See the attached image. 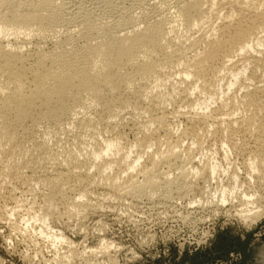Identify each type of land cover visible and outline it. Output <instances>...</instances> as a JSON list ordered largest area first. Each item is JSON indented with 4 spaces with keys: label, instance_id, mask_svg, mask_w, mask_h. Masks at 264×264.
Returning a JSON list of instances; mask_svg holds the SVG:
<instances>
[{
    "label": "bare ground",
    "instance_id": "bare-ground-1",
    "mask_svg": "<svg viewBox=\"0 0 264 264\" xmlns=\"http://www.w3.org/2000/svg\"><path fill=\"white\" fill-rule=\"evenodd\" d=\"M133 1L137 6L147 5L157 15L151 17L149 12H143L131 21L123 17L124 22L120 20V25L124 23L131 28L119 33L118 25H114L115 29L106 26L107 22L101 23L96 11L101 2L102 6L109 3L112 6L114 0H0V184L12 177L29 185L42 183L46 187L43 216H40L43 219L59 214L57 201L68 202L65 187H69L70 182L82 184L84 179L89 178L88 182L92 184L116 187L119 186L121 173L131 178V171L141 165L143 169L138 170L149 190H158L156 186L162 183L168 188L174 185L176 180L167 177L157 182L158 174L154 169L163 159L159 160L161 157L173 161L179 159L180 138L168 124L169 115L164 105L146 102L160 96L157 88L170 79L165 72V67L169 66L176 67L181 83H186L184 87H177L179 91L171 92L170 101L176 102L179 98L177 100L182 101L189 111L196 106L208 110V101L220 90L225 92L222 87L225 79L226 91L237 86L241 93L229 97L228 103L222 102L225 108L231 104L234 111L241 109L243 112L239 119L230 118L224 122L228 138L225 136L223 139V157L229 159V155L242 148L233 137L237 132L249 133L254 138L255 148L253 153L250 150L252 154L249 153L246 161L248 180L254 182V177L264 174L260 172L264 171V168L260 169L261 164L264 165V0H173L175 15L170 20L163 15L167 9L163 0ZM128 8L130 10V6ZM212 14L216 16L214 22L209 19ZM173 22H178L182 31L188 33L194 30L201 34L192 38L184 32L183 39L175 34L173 37L176 38H173L170 34L177 27ZM61 29L67 33L65 36L57 34ZM64 31L62 34H65ZM47 43L51 44L50 48L43 47ZM29 44L31 48L27 46ZM200 94L204 97L201 98ZM207 110L196 112V119H193L195 125L205 124L211 114ZM178 111L182 114L181 110ZM119 122L137 126L135 131L139 137H135L131 145L138 151L134 160H129L133 151L123 141L126 137L123 138L122 131L123 135L118 137L102 135L112 128L115 130ZM188 126L181 131L182 134L195 139L198 132L195 133L194 124H191L193 127ZM68 127L90 131L91 140L85 141L83 137L82 140V135L75 134L78 136L73 141V149H65L57 155L58 152H53L54 149L51 150L52 147L43 141V136ZM160 131L167 136L164 151L168 156L163 150L165 156L150 154L151 166L147 168L139 159L158 142ZM80 155L83 158H79ZM188 158L184 156L183 159L187 161ZM39 160H49L54 172L37 175L33 169L41 162ZM188 161L190 163L191 159ZM218 164L212 157L203 163L202 170L213 176L219 170ZM179 166L185 170L183 164ZM92 168L95 171L91 176ZM21 169H28L29 173L22 176L19 173ZM184 170L180 174L185 175ZM108 171L114 175L111 176ZM231 174V184L216 190L218 201H215L228 206V209L224 208L226 211L232 209L244 223H254L264 214L261 204L264 197L249 181L246 185L251 186L250 189H244L237 172ZM135 190L142 195L147 191L146 187ZM86 192L85 189L78 191L79 198L86 196ZM196 200L201 198L193 202ZM75 202L72 199L66 205L76 207ZM77 211L79 209L75 208L74 212ZM35 217L36 214H33L31 219ZM48 233L47 227L38 230L41 236H48ZM57 236L51 238L54 249L62 238V235ZM110 246L105 244L99 247V251H91L95 254L107 253ZM71 254L63 256L67 259Z\"/></svg>",
    "mask_w": 264,
    "mask_h": 264
},
{
    "label": "rangeland",
    "instance_id": "rangeland-1",
    "mask_svg": "<svg viewBox=\"0 0 264 264\" xmlns=\"http://www.w3.org/2000/svg\"><path fill=\"white\" fill-rule=\"evenodd\" d=\"M99 1L101 2V0ZM161 1L159 0V2ZM163 1L167 6V9L164 10L165 13L163 11V15L168 18L167 20H170L175 15L173 0ZM99 3L97 4H101L99 10H96L100 18L99 21L103 24L107 22L105 25L113 28L118 25L117 30L119 33L127 32L128 27L129 30L131 28L130 26L126 27L124 23H122V26L120 25L125 19L127 21L130 19L131 21V19L133 20L140 17L143 12H149V16L157 15V12L155 13L148 9L147 5L137 6V3L133 0H114L112 6L111 3L103 6L102 2ZM115 4H117V6ZM104 6L107 7L105 8ZM129 6L130 10L128 8ZM103 10L105 12H102ZM215 17V14H212L209 18L211 19L210 21L212 22L213 20L214 22ZM120 20L122 21L120 22ZM175 23L177 25V27L175 26L176 31L174 29L171 32V37L175 34L176 37L181 36L182 38H179L183 39L182 34L185 36V33L186 35L189 33V37L195 38L201 34V32H195L194 30L188 33L182 31L181 27L178 26V22H173V24ZM126 28L127 30L125 31ZM63 31L61 29L57 34L65 36L67 33L64 31L65 34H62ZM174 31L175 33H173ZM27 46L29 48L32 47L31 44ZM27 46L26 48H28ZM43 47L50 48L51 44H44ZM165 68V72L168 76L170 75V79L167 83L164 81L157 88L160 93L157 99L153 101L149 99L146 102L149 104L155 103L164 105L169 115L168 124L170 123L173 133L180 138V140H178V151H180L181 154L179 159L173 161L174 159L166 160L164 157H161L159 160L163 159L158 163L157 169H154V172H156L155 174H158V178H156L158 180L155 179L157 182L167 177L166 179L172 178L176 180L174 185L172 184V186L168 188L165 183H162V185L158 184L156 186L160 188H158L159 191L156 188L155 190H149L147 185L142 181L143 178L141 177L140 171L143 168H140L141 165L131 171V178L121 173V176L119 175V186L117 185L116 187L95 185L88 182L90 180L89 178L84 179L82 184L76 183V185L74 182H70V188L65 187V193L67 194L66 200H68V202L65 201L66 203L64 204L60 201L63 203L62 204L57 201V210L59 214L48 215L43 219V217L40 216L44 211V206L42 205H44L43 193L46 187L42 183L29 185V183L26 182L16 181L13 177L11 179L6 178L5 181L0 184V264H264V214L254 223H244L235 216V212L232 209L226 211L224 208L228 209V206L220 205L219 202H217L218 193L216 190L220 189L221 186L230 185L232 182L230 176H232L231 173L234 172L238 173L240 182L242 181L244 183V189H250L253 184V186H257L256 188L260 191L259 194H262L261 196L264 197V174L262 173L263 178L261 174H255L257 177H254V182H250L246 173L248 155L249 153L252 154L255 148L253 144L254 138L251 134H245L246 132L243 133L241 131L239 132L242 134L237 132V135L233 136L234 140H237V143L239 142L238 146L241 143L242 148L239 146L241 148L240 151L244 148L243 145H245L243 149L244 152L242 153L243 150L241 152L238 150V153H232V155L234 154L233 156L229 155V159L223 157L224 146L222 143L223 139L228 136L225 135L227 133L223 127L226 125L224 122H226V120L228 121V119L231 120L241 117L243 112L241 109L234 111L231 104L225 108L222 106V102L225 103L226 101V103H228L230 100L229 97L233 96V94L239 95L241 92L237 89L236 85L233 86L234 88L231 87L229 91H226L227 81H225V79L222 83L225 92L220 90V93H217V95H214L213 98L208 101V103L210 102L208 110L211 113L208 114L210 116L215 114V118L209 116L206 120L208 124L205 122L203 125L198 123L195 125V120L193 122V119H196V112L200 113V111L202 112L207 109H204L203 106H196L195 109L189 111V109L185 108L184 104L181 103L182 101L177 100L179 98H176V102H171V98L169 97L171 92L176 90L179 91L178 88H181V86L184 87L186 83H181L176 67L169 66ZM200 96L201 98L204 97L203 94H200ZM221 106L224 109L220 108ZM211 107L216 110H213ZM178 110H181L183 116ZM208 110L206 112H208ZM185 116L187 118L189 116V118L187 119ZM191 124H194V127L191 126ZM119 125H121V127ZM186 125H190L194 129L196 128L195 133L197 131L198 134H196L195 139H193L194 137L191 138L192 136L190 135L186 136L182 134L181 131L184 130ZM212 126L214 128H219L213 129ZM136 127L132 123L121 124L119 122L115 130L112 128L109 130L111 132L107 130V133L104 135L103 132L102 135L104 137L108 136L113 138L115 136L118 137L117 135H123L124 133L123 138H126L123 139V141L125 140L124 142L127 147H130L135 142V137L138 136L135 131ZM222 127L225 132H223ZM74 128L75 127H68L64 128L65 130L57 129L52 132L50 131L47 135L44 134L43 141L48 147H52L51 150L56 149L55 151L53 150V152H58L57 155H59L60 151L70 149L71 147V149H73V141L75 136H78L75 134L82 135L81 138L83 137L86 139L85 141L91 140L90 131L86 132L85 130L81 131ZM133 130L135 132H133ZM163 133L164 132L160 131L157 134L159 138L158 142L151 145V147L147 149L148 153L142 154V157L139 159V162L147 166V168L151 166L149 160H151L152 154H163L162 150L164 151L165 149V139H167V136H164L165 133ZM83 138L82 140H84ZM67 141L72 143L69 145ZM244 142L246 144H243ZM131 149L133 152L130 153L129 160H134L138 153H136L137 150L134 147L131 146ZM251 149L252 153L250 152ZM123 150H125V148ZM186 153H188V155ZM165 154L162 156H165ZM183 155L185 157H190V163L188 161L190 159L188 158V160L185 161ZM80 156L79 158H83V155ZM167 156L168 154H166V157ZM212 157H215L216 162L218 161V165H220L218 167L219 170L217 169L213 176L209 175L208 172H206L207 170H202L203 163L210 160ZM39 161L41 162L33 169L37 175L54 172L49 160H47L48 162L46 160ZM180 164L185 166V170L183 169L185 175L180 174L182 173L180 171H183L179 168ZM48 165L50 167H48ZM261 165L262 168L259 167L263 170L264 165ZM46 170L50 171L47 172ZM93 170L95 171L94 168L90 169L91 174L89 175L92 176L94 173ZM159 171L165 174H162V172L159 173ZM19 173L24 176L28 174L29 171L28 169H21ZM109 174L111 175L112 173L109 172ZM113 175L114 174L111 176ZM258 176H261V182ZM126 181L128 183L131 181L130 183L132 184H128ZM248 181L251 186L246 185ZM71 185L75 186L71 187ZM165 186H167V188ZM140 187H146L147 191L143 193V195L137 194L138 190L137 192L135 190ZM200 188L202 189L201 191L199 190ZM81 189H85L87 192L86 196L79 198L78 191H81ZM127 190H129V192H126ZM132 191L133 193H131ZM198 198H201V200L193 202L194 199ZM72 199L76 201V207L67 206ZM203 199L207 200V202H204ZM215 199L217 201H215ZM217 204L218 206H216ZM261 204L264 206V198ZM75 208L79 209L77 213L74 212ZM33 214H36V217L31 219ZM41 227H47V231H49L48 236H41L38 234V230ZM57 235H62L61 237L63 239L61 238V241L57 243L58 247L54 249L53 246H51V238ZM105 244L111 245L107 253H92L91 250L95 249L99 251V247ZM69 253H72L71 256L68 257L69 259L64 258L63 255ZM63 259L65 260L63 261Z\"/></svg>",
    "mask_w": 264,
    "mask_h": 264
}]
</instances>
